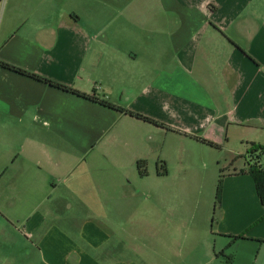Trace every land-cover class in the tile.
<instances>
[{
    "label": "crops",
    "instance_id": "crops-1",
    "mask_svg": "<svg viewBox=\"0 0 264 264\" xmlns=\"http://www.w3.org/2000/svg\"><path fill=\"white\" fill-rule=\"evenodd\" d=\"M230 131L264 133V0H0V264H156L139 237L171 244V227L124 202L125 182L171 134L231 166L210 227L190 223L198 248L176 254L221 264L231 246L229 264H264V208Z\"/></svg>",
    "mask_w": 264,
    "mask_h": 264
},
{
    "label": "rangeland",
    "instance_id": "rangeland-1",
    "mask_svg": "<svg viewBox=\"0 0 264 264\" xmlns=\"http://www.w3.org/2000/svg\"><path fill=\"white\" fill-rule=\"evenodd\" d=\"M249 135V142L243 141V131H230L227 146L233 147L236 151L238 149V151L245 154V149L249 151L253 147L251 142H263V145L257 146L264 147V133L261 134L262 137L254 135V132ZM167 138L165 143L163 137L155 142L150 159L152 164L147 165L149 176L132 179V183L129 185L125 182V186L129 188V191L124 192V194H128L124 196V202H132L133 205L136 202L139 206L152 205L157 207V215H161L159 221L168 223L171 227V235H169L172 240L171 244L166 242V240H169V236H163L166 242V244H163V241L157 239L151 241L144 234L139 237L140 250L135 248L138 253L141 250L148 252L147 248H149L152 250L149 253L154 254L156 264H178L179 261L184 264L185 260L176 252L186 255L189 251L198 248L195 246L197 244L196 240L191 238L195 226L190 225V223L196 225L204 223L207 229L210 227V216L213 211L219 170H222L223 174L230 170V155L225 148L216 149L202 143H195L200 142L196 139L180 141L173 134L168 135ZM177 142L184 143L179 144ZM161 158L167 161L165 166L168 169V176L158 178L155 167L160 171L163 162L158 161H162ZM239 158L241 162L244 160L243 157ZM227 161L228 163H226ZM215 181L214 188H209ZM158 192H161V194H158ZM218 206L219 204L216 210ZM208 213H210V216H208ZM181 223H187V225H183L181 231H176L174 228ZM128 227H132L131 223H124L123 230H121L124 239H126L125 231H128ZM163 253L168 256V260L156 255ZM235 253L236 250L231 246L223 254L220 253L221 264H229V261L235 257Z\"/></svg>",
    "mask_w": 264,
    "mask_h": 264
},
{
    "label": "trees",
    "instance_id": "trees-1",
    "mask_svg": "<svg viewBox=\"0 0 264 264\" xmlns=\"http://www.w3.org/2000/svg\"><path fill=\"white\" fill-rule=\"evenodd\" d=\"M1 64L4 67L9 66L8 64H5V63H1ZM35 77H37V79H39L41 81H44V82H46L50 85H53L54 87H57L59 89H62L64 91H71V92L74 91L71 88L64 86L62 84L50 81V80L42 78V77H38V76H35ZM73 93H76L79 95V93L76 91ZM100 103L105 107H108V108L114 109L116 111L125 113L126 115L131 116L133 118H136L138 120H142L144 122L153 124L155 126H159V127L164 128V129H168L163 124H160L155 120H152V119L145 117L141 114L134 113V112H131V111L123 109V108L115 107L114 105H112L108 101L102 100V101H100ZM194 139H196L197 141H200V142H202V143H204L210 147H213L216 149L220 148L219 145H217L211 141H208V140H205L202 138H194ZM252 146L253 147L249 151H247V153H246V158H247L246 173H248L252 177V179L254 181L255 190H256V194H257L259 203L264 208V147L255 146L254 144H252ZM136 169H137L139 175H141V176L147 175L146 165H145V162L143 160H139L136 162ZM166 173H167L166 166L164 164H162L161 170L158 171V174L163 176ZM222 177H223V171L219 170V180H218L217 185H216L215 197H214V208H213L214 212L216 210L217 205L220 204V200H221ZM212 221H213V218H212ZM233 238L234 239H241V238H243V236H235Z\"/></svg>",
    "mask_w": 264,
    "mask_h": 264
}]
</instances>
